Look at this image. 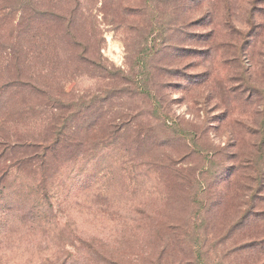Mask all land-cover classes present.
I'll use <instances>...</instances> for the list:
<instances>
[{"label": "rangeland", "instance_id": "obj_1", "mask_svg": "<svg viewBox=\"0 0 264 264\" xmlns=\"http://www.w3.org/2000/svg\"><path fill=\"white\" fill-rule=\"evenodd\" d=\"M43 3L80 47L0 38V264H264V0Z\"/></svg>", "mask_w": 264, "mask_h": 264}, {"label": "trees", "instance_id": "obj_2", "mask_svg": "<svg viewBox=\"0 0 264 264\" xmlns=\"http://www.w3.org/2000/svg\"><path fill=\"white\" fill-rule=\"evenodd\" d=\"M8 12H10V14L19 12V21L15 26L12 22L9 27L4 25V23H8ZM75 16L76 12L74 11H71L69 15L52 13L51 11L44 9L43 0H0V38L7 36L9 40L11 39L12 41L13 39L18 44H20L21 41H27L29 44L30 41L35 40L40 43L42 41L43 43L45 42L46 38L51 36V33L54 32L55 38L61 42L67 43L70 48H76L78 46L80 47V44H78L77 41L79 40V37L77 36L78 29L75 27L74 23ZM10 21H12V19H10ZM47 25L48 27L46 28L45 26ZM20 51L21 50L17 49L16 46L12 47V53L19 55ZM82 52L79 53V61L86 60L83 57L86 51L83 53ZM25 54H28L27 51L24 52V55ZM38 86L42 85H40L36 80L29 78L16 79L14 81L3 83L1 88L9 89L12 87V89H17V91L35 93L40 98L46 97L47 93ZM43 87L44 89L49 90L52 88L50 85H48V82ZM256 91L258 94L261 93L259 90ZM59 102L60 101H57L55 104L59 105ZM63 105L64 106H61L60 108L65 107L64 103ZM70 117L71 116H69L67 119H63V122L57 126H54V124L51 123L53 124V128L49 129L51 136H46L43 138L40 137L38 142H29L27 144L21 145L13 144L12 147H6V145L3 144V152L7 154L6 151H8L10 154H16L17 152L29 151V153L25 154V156L19 157V159L16 160V163L23 167H32L36 165L39 168L46 169V153L57 148L61 143V140H63V138L66 136V132L69 130H65V128ZM91 126L92 124L89 127L84 128L85 133L89 131ZM49 132H47V134H49ZM73 133H76V131ZM48 139H51L49 143L47 142ZM41 141L47 142L45 147ZM61 264H66V262H62Z\"/></svg>", "mask_w": 264, "mask_h": 264}]
</instances>
